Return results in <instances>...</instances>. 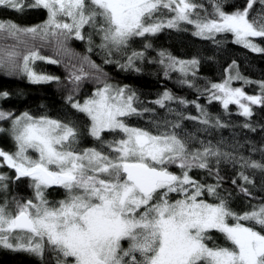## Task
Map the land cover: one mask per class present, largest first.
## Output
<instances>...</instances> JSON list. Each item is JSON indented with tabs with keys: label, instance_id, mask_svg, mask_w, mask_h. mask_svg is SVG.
I'll list each match as a JSON object with an SVG mask.
<instances>
[{
	"label": "snow or ice",
	"instance_id": "1",
	"mask_svg": "<svg viewBox=\"0 0 264 264\" xmlns=\"http://www.w3.org/2000/svg\"><path fill=\"white\" fill-rule=\"evenodd\" d=\"M232 7L225 10L223 0H213L211 12L199 0H0V8L43 9L47 15L34 26L0 19V68L8 74L22 72L33 84L59 83L60 77L37 71L36 62L61 64L41 54L48 47L57 57L77 56L68 45L78 40L87 42L89 53L99 49L104 64L140 72L137 62L146 60L153 47L150 38L182 25H191L192 35L202 39L232 34L234 43L264 53L252 39L264 43V0ZM137 38L144 41L141 51L131 48ZM117 54L124 63L112 59ZM158 56L166 77L178 72L183 77L179 83L194 86L188 77L196 75L199 60L178 59L166 50ZM64 67L72 85L66 102L87 117L84 129L72 119L0 109V121L11 123L0 133L11 136L15 146L14 151L0 148V169L14 172L0 171V248L35 255L45 264H264V199L235 211L232 193L222 195L226 178L220 172L223 160L239 164L231 184L245 198L255 199L247 187L253 180L244 169L264 173V162L237 159L201 139L199 132L226 126L220 118L168 89L155 100H141L130 86L110 83L101 65L87 55ZM235 67L234 61L223 82L203 91L209 102L220 101L224 109L238 105L240 115L251 117L250 105H264V81L257 82L260 95H247L232 87L233 80L252 83L239 71L232 75ZM86 79L96 87L81 101L75 94ZM10 95L0 91V100ZM173 103L193 104L199 115H185ZM157 107L166 114L158 115ZM145 114L147 126L131 122ZM185 120L204 127L188 131ZM85 135L94 146L80 147ZM22 178L29 180L32 195L9 199L11 185ZM53 187L64 190L63 199L48 198Z\"/></svg>",
	"mask_w": 264,
	"mask_h": 264
},
{
	"label": "trees",
	"instance_id": "2",
	"mask_svg": "<svg viewBox=\"0 0 264 264\" xmlns=\"http://www.w3.org/2000/svg\"><path fill=\"white\" fill-rule=\"evenodd\" d=\"M204 3L209 12L212 11L211 4L213 0H199ZM246 0H223V7L227 11H233L232 7H243ZM256 11H259V6H256ZM47 18L46 10L43 9H25L23 12H16L10 9L0 8V19H9L21 26H34L42 23ZM187 29V30H183ZM194 31L191 25H182L181 30L165 28L163 31L151 37L153 47L146 52V60L138 61L137 66L141 68L140 72L131 70H122L117 64H104L103 55L99 49H95L89 53L86 41L71 40L69 47L74 50L75 57L54 55V50L51 47L42 50L43 55L53 56L60 59L62 62L58 65L48 64L44 61L36 62V70L43 71L49 74L60 77V82L50 83H31L27 76L22 72L8 74L7 70L0 68V91H9L11 95L4 100H0V109L11 111L15 115L28 111L35 116L48 115L52 118L72 119L84 129L87 125V117L82 113H77L66 102L72 85L67 80V71L64 67L65 63H78L79 57L87 55L96 64L101 65L103 71L107 73L109 82L118 85H128L137 90L141 100H155L159 93L165 89L170 90L174 95L184 98L188 101H196L203 105L210 116L220 118L224 127L211 128L209 132H199L201 139L211 140L213 144H219L223 152L231 153L239 159L240 156L250 158L251 160L264 162V105H250L252 108V116L244 117L240 115L238 105L230 104L228 109H224L220 101L212 100L209 102V93L203 91L210 83H221L227 76V69L235 61L241 74L248 79L253 80L246 87V91L255 92L254 95H260V89L257 82L264 81V53L252 52L250 49L244 48L242 45L234 43V37L229 33L217 34L215 39H202L193 36ZM257 43L264 47V43L260 38H254ZM99 42V38H95ZM143 39L137 38L131 44V48L137 51L143 50ZM161 50H166L178 59L190 60L197 59L199 64L194 69L196 75L193 77L191 73L188 79L193 83V87H188L186 84L179 83L180 73H170L168 77L164 75V68L158 63V53ZM114 60H120L124 63L125 60L119 54L112 57ZM86 70L91 71L90 69ZM96 84L91 79H86L81 84L76 98L81 101L89 96L95 89ZM156 107L154 105H148ZM172 108L184 112L185 115L197 116L199 112L193 104H188L187 107L179 106L176 103L171 105ZM166 109L157 107L158 115L166 114ZM169 119H173L169 115ZM133 124L137 126H147L149 115L145 114L143 118L133 117ZM188 131H195L197 128H203L196 121L185 120ZM247 123L251 127L246 128L243 125ZM0 127L10 128V121H0ZM254 129V130H253ZM111 139V136L107 137ZM95 141L85 135L80 147H92ZM0 148L6 151H14L15 146L11 136L0 133ZM0 171L8 172L9 175H14V172L6 167ZM240 171L239 164L233 163L232 160H223L220 164V172L225 176L224 191L222 195H231V206L237 211L248 210L250 204H258L261 199H264V173L259 169H244L245 173L253 180V184L247 187L255 199L245 198L231 184V179L235 178V174ZM209 183L214 181L209 178ZM29 180L22 178L21 181L11 185V191L8 193V198L12 196L28 198L32 195V189L28 186ZM50 200H60L64 198V190L53 187L49 190ZM217 239L220 243H224L223 237L219 234ZM0 264H45V261L35 255L18 251L14 252L8 249L0 248Z\"/></svg>",
	"mask_w": 264,
	"mask_h": 264
},
{
	"label": "rangeland",
	"instance_id": "3",
	"mask_svg": "<svg viewBox=\"0 0 264 264\" xmlns=\"http://www.w3.org/2000/svg\"><path fill=\"white\" fill-rule=\"evenodd\" d=\"M253 39V41L254 42H256V40L254 39V38H252ZM257 43V42H256ZM233 64V63H232ZM232 64L230 65V66H232ZM235 65H236V67L235 68H233L232 69V75H235V73H236V71H239V73H240V75L241 76H243L242 74H241V72H240V70L238 69V66H237V63L235 62ZM229 66V67H230ZM229 69V68H228ZM228 72H227V76H228ZM227 76H226V78H227ZM243 77H245V76H243ZM247 80H249V81H252L253 82V80H251V79H248L247 78ZM249 83H245L244 82V80H233L232 81V87L233 88H236V87H239V88H242L243 89V91L247 94V95H254L255 94V92H250V91H246L245 90V87L248 85ZM259 85V84H258ZM260 89H258V91H259ZM246 102V101H245ZM247 103V102H246ZM240 110V109H239Z\"/></svg>",
	"mask_w": 264,
	"mask_h": 264
}]
</instances>
